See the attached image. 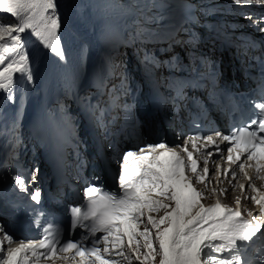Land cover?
Here are the masks:
<instances>
[{"label":"snow or ice","instance_id":"snow-or-ice-1","mask_svg":"<svg viewBox=\"0 0 264 264\" xmlns=\"http://www.w3.org/2000/svg\"><path fill=\"white\" fill-rule=\"evenodd\" d=\"M255 2L256 0H243L245 6ZM234 3L240 5L241 0H234ZM56 8L55 0H0V10L17 18L15 26L0 23V65L6 60L9 61L0 70V90L11 89L15 73H28V53L24 50L25 42L20 35L26 30H31L28 35L34 34L43 42L44 47L63 59L64 53L60 48L58 36L61 22ZM261 23H264V18ZM5 37L8 42H3ZM22 78L28 79L30 74ZM254 107L257 108L258 120L254 119L246 126L222 137L230 144L227 147L228 161L236 163L242 156L245 157L244 162L238 163L241 171L246 161L255 158L259 172L262 167L259 161L264 159V153L257 152V148H264V103ZM206 139L215 143L212 136H207ZM147 148L148 155L142 154L144 149H140L139 153L128 151L121 156V172L118 177L120 195L90 185L85 190L88 197L87 212L81 213L79 207L71 209L74 216L71 227L75 228L81 220L91 218L93 223L90 232L93 235L102 233L100 237L94 236L89 247H85L82 241L67 239L60 243L45 235L38 242L21 243L16 248L8 247L6 253L4 247H0V264H34V260L29 259V254L39 259L42 256H50L53 252H65L69 249L74 250L72 258L87 257L84 264H109V261L116 264L113 256H123L124 238L127 239L129 247L135 245L133 253L137 261L141 264H144V261H154L153 234L148 228L139 231L137 222L145 215V210L150 213L170 205L155 198L153 193L174 201L172 210L166 211L158 220L151 215L147 216L151 227L157 229L155 239L158 240L159 255L162 257L159 264H242L237 242L252 241L264 227V220L243 219L238 210L223 206L219 201L209 207L200 204L202 193L185 175V167H188L196 174L197 181H203L205 178L199 175L198 162L192 159V153H187L190 163L186 164L180 153L167 149L165 144ZM159 149L165 150L152 155ZM234 149L237 153L235 160L232 155ZM130 157H135L138 162L134 176L128 175ZM228 171L225 170V175ZM203 173H209L207 166L203 168ZM232 175L235 176L234 170ZM14 179L21 189L26 190L22 179ZM32 179L34 180V176ZM39 198L38 191L32 194L33 200L39 202ZM252 199L264 206V197L260 200L255 197ZM261 215H264V207ZM165 222L168 226L161 228L160 225ZM12 240L11 235H6L4 240H0V245L5 241L10 244ZM100 245H104L103 252L100 251ZM109 246L115 247L117 251L110 252ZM141 248L147 249L143 257L140 255ZM225 251L229 252L227 258L216 255ZM105 257H108V260ZM259 264H264V255L260 256Z\"/></svg>","mask_w":264,"mask_h":264},{"label":"bare ground","instance_id":"bare-ground-1","mask_svg":"<svg viewBox=\"0 0 264 264\" xmlns=\"http://www.w3.org/2000/svg\"><path fill=\"white\" fill-rule=\"evenodd\" d=\"M226 36L228 37V38L226 39V41H227L228 43H229V42H232V41H235L234 38L232 37V35L230 34V32L227 33ZM262 228H264V227H262Z\"/></svg>","mask_w":264,"mask_h":264}]
</instances>
